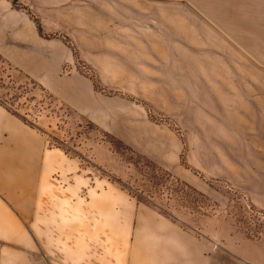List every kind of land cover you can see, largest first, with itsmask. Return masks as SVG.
Returning a JSON list of instances; mask_svg holds the SVG:
<instances>
[{"label":"rangeland","instance_id":"1","mask_svg":"<svg viewBox=\"0 0 264 264\" xmlns=\"http://www.w3.org/2000/svg\"><path fill=\"white\" fill-rule=\"evenodd\" d=\"M0 99L31 134L0 156V264H67L72 227L141 205L264 240V0H0Z\"/></svg>","mask_w":264,"mask_h":264},{"label":"crops","instance_id":"2","mask_svg":"<svg viewBox=\"0 0 264 264\" xmlns=\"http://www.w3.org/2000/svg\"><path fill=\"white\" fill-rule=\"evenodd\" d=\"M7 130L8 140L4 137ZM26 132L0 106V142H3L0 156L10 147L13 154L5 158L20 168L26 166L22 155L29 143L24 135L31 136ZM6 159L1 157L0 163L5 164ZM61 162L63 166L67 164L64 159ZM12 172L3 181L8 187L29 185L28 178L12 179ZM9 198L24 208L29 196L17 197L10 193ZM128 209L124 221L82 222L77 228L72 227L77 232L67 233V245H77V249H69L72 260L71 256L62 255L61 261L67 264H264V240L243 241L232 251L226 246L215 252L212 239L199 238L193 228L181 226L173 216L156 207L141 205L136 211ZM52 226L58 228L56 224Z\"/></svg>","mask_w":264,"mask_h":264},{"label":"trees","instance_id":"3","mask_svg":"<svg viewBox=\"0 0 264 264\" xmlns=\"http://www.w3.org/2000/svg\"><path fill=\"white\" fill-rule=\"evenodd\" d=\"M7 103H8L7 101H5V100H1V99H0V104H1V105H5V107H6L7 110L13 112L15 115H19L24 121L26 120V119L24 118V116L20 115L19 113H18V114L15 113V111L11 108V106L7 105Z\"/></svg>","mask_w":264,"mask_h":264},{"label":"bare ground","instance_id":"4","mask_svg":"<svg viewBox=\"0 0 264 264\" xmlns=\"http://www.w3.org/2000/svg\"><path fill=\"white\" fill-rule=\"evenodd\" d=\"M47 216V215H46Z\"/></svg>","mask_w":264,"mask_h":264}]
</instances>
